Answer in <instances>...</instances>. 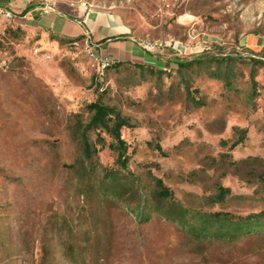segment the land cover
<instances>
[{"label": "rangeland", "instance_id": "rangeland-1", "mask_svg": "<svg viewBox=\"0 0 264 264\" xmlns=\"http://www.w3.org/2000/svg\"><path fill=\"white\" fill-rule=\"evenodd\" d=\"M45 1L119 17L156 63L0 19V264H264L263 232L213 216L264 217V0ZM96 100L125 168L85 133Z\"/></svg>", "mask_w": 264, "mask_h": 264}, {"label": "crops", "instance_id": "crops-1", "mask_svg": "<svg viewBox=\"0 0 264 264\" xmlns=\"http://www.w3.org/2000/svg\"><path fill=\"white\" fill-rule=\"evenodd\" d=\"M47 6V12L42 9ZM16 13L13 20L28 33L43 37L74 38L86 36L101 59L110 62H129L154 65L156 56L142 48L141 43L128 36L121 19L106 12L88 10L82 3L57 5L43 0H0Z\"/></svg>", "mask_w": 264, "mask_h": 264}, {"label": "trees", "instance_id": "trees-1", "mask_svg": "<svg viewBox=\"0 0 264 264\" xmlns=\"http://www.w3.org/2000/svg\"><path fill=\"white\" fill-rule=\"evenodd\" d=\"M55 39V38H54ZM123 64H130L129 62H113L107 66L117 67ZM137 67H143L140 64H133ZM183 66V65H182ZM87 110L91 113L87 124L85 125V133L89 130H101L106 133L115 144L114 149L118 152V162L122 168H125V144L121 138V130L130 127L128 121L120 115V113L111 106L103 104L99 101H94L87 106ZM87 141H84L86 144ZM237 144V143H236ZM85 146V145H84ZM124 157V158H123ZM223 196V195H222ZM221 198V197H220ZM214 221L220 229H227L229 227L247 232H263L264 233V217L258 215L242 219L237 222L227 223L220 213H214Z\"/></svg>", "mask_w": 264, "mask_h": 264}, {"label": "built area", "instance_id": "built-area-1", "mask_svg": "<svg viewBox=\"0 0 264 264\" xmlns=\"http://www.w3.org/2000/svg\"><path fill=\"white\" fill-rule=\"evenodd\" d=\"M35 1L40 2V3L43 2V0H35ZM82 5L86 6L85 2H82ZM42 9L45 12H47V6L45 4L42 6ZM15 17H16V13L13 11V9H11L8 6L0 5V19L1 20L11 21V20H14ZM141 46H142V48H144L148 51H151V49L154 47L153 45H150L149 43H146L145 45L141 44ZM35 52H37V51L35 50ZM110 63H112V62H110L108 60L102 61V66H104V65L107 66Z\"/></svg>", "mask_w": 264, "mask_h": 264}]
</instances>
